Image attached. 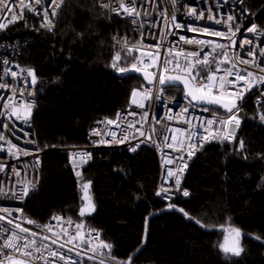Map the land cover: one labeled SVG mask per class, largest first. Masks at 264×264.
<instances>
[{"label": "trees", "instance_id": "1", "mask_svg": "<svg viewBox=\"0 0 264 264\" xmlns=\"http://www.w3.org/2000/svg\"><path fill=\"white\" fill-rule=\"evenodd\" d=\"M242 1L264 32V0ZM129 32L128 21L110 16L99 0H64L51 31L39 28L30 15L0 31V38L18 50V63L34 69L37 81L30 120L45 152L38 187L26 199L23 214L39 224L60 213L88 225L125 263L132 257L131 264H264V125L252 100L237 112L232 143L207 144L191 158L170 204L175 207L156 194L159 162L145 142L134 153L96 150L83 167H70L67 152L59 150L85 144L92 122L125 108L131 91L143 85L138 76L116 75L132 62L139 66L138 52L129 54L113 40ZM118 51L121 60L113 68ZM163 91L182 96L180 88ZM78 179L90 184L94 205L83 216L86 203ZM232 228L247 233L239 239V256L219 248L225 229Z\"/></svg>", "mask_w": 264, "mask_h": 264}, {"label": "built area", "instance_id": "2", "mask_svg": "<svg viewBox=\"0 0 264 264\" xmlns=\"http://www.w3.org/2000/svg\"><path fill=\"white\" fill-rule=\"evenodd\" d=\"M63 1L55 0V3H52V0H40V3H36L35 0H15L13 3V0H5L8 7L13 8V14L17 16V19L12 21V14H9L6 9H0V24L5 25L3 28H0V31L13 27L25 15L35 18L39 28L48 29L42 26L47 22L44 17L45 10H47L49 14L48 19L52 21L54 27L59 10L56 5H61ZM124 2L127 6L131 7L128 4V0H124ZM102 3H110L112 8H119L120 0H99V4L101 5ZM29 4L33 5L34 10H29L26 7ZM135 7L140 13L139 16H128L123 10L117 14L111 11L110 8L104 9L110 16L127 20L130 25L129 33L115 34L113 37L115 36L116 39L113 40L116 43L119 41L122 44L124 38H127L128 45L134 47L138 52V67L151 73H157V80L155 82L151 84L143 83L140 87L133 89L140 93L136 99L139 103H143L144 107H138L137 104H133L130 94L125 108L117 110L112 117H102L92 122L86 132L85 144L63 147L59 150L67 152L70 167H83L91 163L93 152L96 150L124 149L129 153H134L135 151L131 149L145 142L154 150L159 162L157 192H160L162 188L169 189L167 193H162L158 197L166 205H170L178 192L175 189L176 175L174 174L169 177L167 175L168 170L171 169L174 173H178V169L183 168V173L180 176L181 187L186 166L200 148L216 142L232 143L239 125L235 123V120H238L237 112L247 99L252 100L254 107L257 109V120L264 125V120H261V116L264 115V83L253 82V86L250 88L247 87L244 81H238L235 87L225 83V100L235 101L236 108L233 109L232 113L224 112L223 114H218L211 111L205 112L202 111L205 107L193 104L183 95L174 96L166 94L163 91L164 88L158 83V67L151 66L153 60L156 61L157 65H160L163 63L166 54L171 59L172 55L169 54V49H184L185 52L203 49L200 52V55L203 56L205 52L211 51L212 48V45L186 43L185 41H213L215 43L230 45L231 40H234L235 45L230 48L229 57L236 60L237 67L240 69L247 68L257 73V75H264L255 66L260 65L264 67V55L261 54V49H264V34L257 35V32H264L259 29L255 22V15L243 5L242 0H175V3H173V0H135ZM22 8L23 15L21 18L20 10ZM54 8L57 14L52 16L51 13ZM173 15L176 17L175 21L171 19ZM229 16L233 17V20H228ZM133 19L136 20L135 24L132 23ZM217 21L220 22L217 23ZM177 24L180 27H176ZM253 25L256 26L257 32H248L247 28ZM230 27L231 31H229ZM237 28L239 29L238 31ZM190 29H196V31H191ZM214 32H221L224 35H211ZM180 37H184V40H181ZM245 40L251 41V43H243ZM241 45L243 46L241 47ZM249 49L255 53V64L244 65L239 63L241 59H253L251 55H247ZM220 51V49H217V53ZM18 53L14 43L0 38V83L8 85L7 88H0V135L4 137V140H0V165L3 166V170H0V209L7 208L11 213L9 215V213L0 211V216L5 217L3 221H0V224L8 229H13L14 224L19 223L22 227L36 232V237L29 238L35 239L37 246H47L42 247V253L47 257L50 264H65V260L71 262L78 261L79 264H99L100 257L97 256L96 259L89 258L94 255L90 250L89 242H91L92 246L99 243L95 239L97 233H99V240H104L100 232L92 227L86 225L77 229L76 225L78 223L74 219L60 213L52 215L46 223L40 224H51L53 231L58 234L56 236L52 232L36 228L35 224L26 223V220L30 218L23 214V205L29 194L38 187L42 156L45 151L38 147L36 135L30 120L31 114L25 118V106L32 104L33 108L35 104V87L37 82L35 84L31 83V77L28 76L27 70L31 69L34 73L35 71L31 67L18 63L16 59ZM216 58L221 59L222 57L217 56ZM180 60L183 64L184 58L180 57ZM228 67H230L228 64L221 65L222 70ZM212 68L215 70V65H212ZM11 72H16L17 76L12 77ZM169 74L177 73L169 72ZM221 74H223V71ZM234 79V77H225L226 81ZM249 79L254 81L255 78ZM25 81L28 82L27 85ZM149 89L151 93L150 97L144 99V93ZM21 90L23 91V95H20ZM5 104H8L7 108ZM186 107L188 111L185 113L183 109ZM13 109H15V113ZM117 113L120 114V119H117ZM128 113H135V115H129ZM145 113H147V116H145ZM17 115L20 116L19 119H17ZM169 116L172 119H169ZM229 116H234L235 120L226 127L217 123L212 128L213 130L219 129L221 135L226 132L232 133L231 139L209 138L205 141L199 140V136H208L204 127L200 126L204 121L213 119L214 117L227 119ZM108 120H113L114 123L108 124ZM184 120H190L193 127L190 128ZM129 124H134L135 127H129ZM141 125H143L142 128ZM94 129L98 134H93ZM137 129L143 131L145 136H140V132ZM176 129H187V131L174 132L173 130ZM112 133H115V138ZM192 133H198L199 136L192 135L191 143H195L197 146L192 150L193 154L189 156L188 144L190 141L186 137ZM149 135L151 136L150 140L145 138ZM173 135L176 137L175 141L172 140ZM166 136L168 137L167 141L164 139ZM8 141L12 145H16L17 148L12 149L10 152ZM168 144H172L173 146L168 147ZM138 148H136V151ZM17 149L20 151H17ZM24 152L28 154L25 155L23 154ZM78 153L89 155H77ZM181 156H183V160L179 159ZM169 159L172 160V163H167ZM17 172L19 175H16ZM25 182H31L29 184L30 189L31 184H35V189L30 190L28 196L21 200L18 196ZM13 192L16 193V196H13ZM166 197H171V199ZM54 216H59L63 219L60 221L53 220L52 217ZM69 219L73 222L71 225L67 223ZM8 220L13 221V224H8ZM63 229H67L68 235H64ZM15 231L19 232L18 229H15ZM77 231L81 233L83 240L77 239L72 243H68L70 237L74 236ZM11 234V231H0V245ZM44 236H48L50 239H42ZM52 240H56V243L53 244ZM49 250L56 251L58 255L55 257L48 255ZM103 251L107 252V249ZM60 254L65 257V260L59 259ZM37 255L40 254L37 253ZM36 264H43V261H36ZM105 264H112V261L106 259Z\"/></svg>", "mask_w": 264, "mask_h": 264}, {"label": "snow or ice", "instance_id": "3", "mask_svg": "<svg viewBox=\"0 0 264 264\" xmlns=\"http://www.w3.org/2000/svg\"><path fill=\"white\" fill-rule=\"evenodd\" d=\"M15 0H13V3ZM36 3H40V0H35ZM52 3H55V0H52ZM173 3H175V0H173ZM128 4L131 5V7L127 6L124 2V0H120L119 3V8H112L110 3H102L100 6L103 8H110L111 11L119 14L121 10H123L124 13H126L128 16H139L140 13L136 10L135 7V0H128ZM29 10H34L33 5L29 4L26 5ZM57 8L60 7L59 4L56 5ZM0 9H6L9 14H12V21H15L17 19V16L13 14V8L8 7L7 3L5 0H0ZM39 14V13H37ZM57 14L55 8L53 9L51 15L55 16ZM20 15L22 18L23 15V8L20 10ZM48 12L47 10L44 11V17L45 20L47 21L45 24H43V27L48 28L50 31L52 30L53 24L52 21L48 19ZM6 18V17H5ZM211 18V17H210ZM172 21H175L176 17L173 15L171 17ZM228 20H233V17L229 16ZM11 22V21H10ZM220 21H217L219 23ZM132 23H136V20L133 19ZM5 25L0 24V28H3ZM176 27H180L179 24L176 25ZM191 31H196V29H190ZM231 27L229 28V31H231ZM239 29L237 28V31ZM248 32H257L256 26L253 25L252 27L247 28ZM264 33L257 32V35H262ZM211 35L215 36H223L224 33L221 32H214L211 33ZM235 35V33H233ZM113 39L115 40L116 37L114 36ZM181 40H184V37H180ZM230 39V38H229ZM186 43H196V44H201V45H212L211 51L205 52L203 56L200 55V52L203 51L201 49L200 51H187L185 52L184 49H169V54L172 55V58L169 59L168 55L166 54V57L163 61L162 64L157 65L156 61L153 60V63L151 66L158 67V83L160 85H178V84H183L184 89H185V94L186 96L191 98V101H195L198 103H204L207 105H218L220 107H223L228 113H232L233 109L236 108V104L234 101L232 102H224L225 99V83L230 84L232 86H236V83L238 81H244L247 85V87H252L253 82L256 83H264V75H257V73L248 70L247 68L240 69L237 67L236 60L233 58L229 57V50L232 46L235 45V41L231 40L230 45H225V44H220V43H215L213 41H185ZM118 44H120L119 41H117ZM243 43H251V41L245 40ZM243 45H241L242 47ZM159 47V45H157ZM120 48L122 50H126L127 53H132L134 51V47H130L127 42V38H124V42L120 44ZM217 49H220L221 51L217 53ZM261 54L264 55V49H261ZM159 55V53H157ZM247 55H251L253 57L252 60L248 59H241L239 60V63L244 64V65H254L255 64V53L249 49ZM222 57L221 59H217L216 57ZM180 57L184 58L183 64L181 63ZM212 57V59H210ZM138 58L133 57V61H136ZM121 60V53L118 51L115 53L113 56V61H112V67L116 68L117 67V62ZM141 63H143L141 61ZM223 64H228L230 67L227 69L221 68V65ZM212 65H215V70H213ZM171 66V67H169ZM256 67L259 68L260 73H264V67H261L260 65H255ZM120 73H126L128 71H135V72H143L145 80H147L150 84L155 82L157 80V73H149L145 71L144 69L137 67V64L135 62L131 63L130 68L126 67H120L118 69ZM223 71V74L221 72ZM169 72H174L177 73L175 75H166V73ZM204 73V74H202ZM243 73V74H242ZM27 74L29 77H31V83L35 84L36 82V77L35 73L29 69L27 70ZM12 77H16L17 73L16 72H11ZM234 77V80H225V77ZM249 78H255L254 81L250 80ZM27 81H25V84L27 85ZM8 85L0 83V88H7ZM31 94V93H30ZM150 89L147 90L144 93V99H148L150 97ZM20 95H23V91H20ZM140 95V93L137 90H133L131 93L132 96V103L137 104L138 107H144L143 103H139L136 99V97ZM5 107H8V104H5ZM26 112H25V118L30 116L31 114V108L32 104H27L26 106ZM188 109L187 107L183 109V112H187ZM202 111L209 112L212 111L210 108H203ZM13 112L15 113V109H13ZM129 115H135V113H128ZM145 116H147V113H145ZM20 116L17 115V119H19ZM169 119H172L171 116L168 117ZM117 119H120V114L117 113ZM233 120H235L234 116H229L227 119H221L214 117L213 119H207L204 121L200 126L204 127L205 132L208 133V136H199L198 133H192L188 135L186 138L190 141L188 144L189 152L188 155L191 156L193 154V151L196 148L195 143H191L192 135H197L199 136L200 141H205L208 140L209 138L211 139H217V138H222V139H231L232 138V133L226 132L223 135L220 134L219 129L213 130L212 126L214 124L219 123L221 126L226 127L229 123H231ZM261 120H264V115L261 116ZM185 123L189 125V127H193L192 123L190 120H184ZM108 124L114 123L113 120H108ZM235 123L238 125L239 121L235 120ZM206 125V127H205ZM129 127H135L134 124H129ZM143 125H141V128ZM137 131L140 132V136H145V133L141 131L140 129H137ZM154 131V130H153ZM175 131H181V132H186L187 129L185 130H180L176 129L173 130ZM93 134H98L96 130H93ZM113 137L115 138V133H112ZM146 139L150 140L151 136H146ZM127 139V137H125ZM165 141L168 140V137L166 136ZM0 140H4V137L0 135ZM172 140L175 141L176 137L175 135L172 136ZM7 143L10 144L9 151L11 152L12 149L17 148L16 145H12L10 141ZM183 143V142H181ZM168 147H172V144H168ZM202 146V144H201ZM139 147V145L134 146L131 150L136 151V148ZM240 147L243 148V143L241 142ZM17 151H20L17 149ZM23 154L27 155V152H24ZM77 155H82V156H87L89 154H81L78 153ZM180 160H183V156L179 157ZM167 163H172V160H167ZM0 170H3V166L0 165ZM183 173V168L178 169V173H174L173 170L169 169L167 172V175L169 177L173 176L174 174L176 175L175 179V189L177 192L180 191V184H181V179L180 176ZM16 175H19L17 172ZM76 175L79 177L81 175L80 172H77ZM31 182H25L24 187L21 189L20 194L18 196L19 199H24L26 196H28L30 190L35 189V184H31V189L29 187V184ZM90 187V184L85 183L82 185V188L84 190V197L83 199L86 201L85 207H82L80 209V215L83 216L85 214V209L92 210L94 209V205L91 203V197L88 195V189ZM169 189H164L162 188L160 192H157V195H161L162 193H167ZM189 195V192L187 190L183 191V196L187 197ZM13 196H16V193L13 192ZM168 199H171V197H166ZM169 207H175L174 205H169ZM180 212L184 213V215L187 217L189 214L184 211V209H178ZM0 211H3L5 213H9V209L4 208L0 209ZM191 218V217H189ZM5 219L4 216H0V221H3ZM53 220L60 221L63 218L59 216H54L52 217ZM8 224H13V221L8 220ZM26 223L28 224H35L36 228L41 229L42 231L46 232H52L54 236L58 235L53 231V227L51 224H45V225H40L37 224L33 220H26ZM69 225H71L73 222L69 219L67 221ZM199 223V221H197ZM203 226V225H202ZM83 227V224H77L76 228L80 229ZM15 229H18L19 232L15 231ZM0 231L2 232H8L11 231V235L8 236L7 238L4 239L3 244L0 245V264H36V261H43V264H50L49 260L47 259L46 256L43 255L42 253V247H47V246H37V241L35 239H30L29 237H36L37 233L34 231H31L29 228L22 227L21 224L17 223L14 224L13 229H8L4 227V225L0 224ZM94 231V230H92ZM226 232H231L234 233V237L231 238L230 241V236L226 235L224 237V242L219 245V248L225 253H231L235 256H239L243 249L239 246V237H240V231L238 229H225ZM64 235H68L67 229H63ZM21 234H27V235H21ZM42 239H50L48 236L42 237ZM81 239L83 240V237L79 231L74 236H71L68 243H72L74 240ZM95 239L99 241L98 244L95 246L91 245V242H89L90 245V250L94 253L93 256L89 257L90 259H96L97 256L100 257L99 259V264H105L106 259H110L112 261V264H125V262H122L115 257L111 255V249L112 245L105 243L104 241L99 240V233H97ZM259 239V237H257ZM22 241V243H21ZM52 243L55 244L56 240H52ZM63 247V246H61ZM104 249H107V252L103 251ZM71 251V249H69ZM39 253L40 255H37ZM48 255L50 256H57L58 253L56 251H51L49 250ZM60 260H65V257L60 254L59 255ZM131 259L132 257L128 258V261L126 264H131ZM65 264H79V262H71L69 260H65Z\"/></svg>", "mask_w": 264, "mask_h": 264}, {"label": "water", "instance_id": "4", "mask_svg": "<svg viewBox=\"0 0 264 264\" xmlns=\"http://www.w3.org/2000/svg\"><path fill=\"white\" fill-rule=\"evenodd\" d=\"M145 70V69H144ZM145 71H147V72H149V73H151L150 71H148V70H145ZM116 75L118 76V77H120V78H122V77H125V76H128V75H135V76H138L144 83H149L147 80H145V78H144V75H143V72H135V71H128V72H126V73H120L119 71L118 72H116ZM166 75H175V74H169V73H167ZM162 88H168V87H173V88H180L181 89V91H182V95L184 96V97H186L188 100H190L191 101V98L190 97H188V96H186V94H185V89H184V86H183V84H178V85H168V84H165V85H160ZM193 104H195V105H197V106H201V107H210V108H216V109H220L221 111H223V112H227L223 107H220V106H218V105H207V104H204V103H198V102H195V101H191ZM224 102H226V103H228V102H232V100H225L224 99ZM235 102V101H234ZM235 104H236V102H235ZM225 237V236H224ZM232 237H234V235H230V241H231V238ZM224 242V238H223V241H222V243Z\"/></svg>", "mask_w": 264, "mask_h": 264}, {"label": "rangeland", "instance_id": "5", "mask_svg": "<svg viewBox=\"0 0 264 264\" xmlns=\"http://www.w3.org/2000/svg\"><path fill=\"white\" fill-rule=\"evenodd\" d=\"M75 172L77 173V170H75ZM82 185H83V183L78 179V188H79V191H80V195H81V197L83 199V197H84V190L82 188ZM88 195H89V189H88ZM84 202L86 203L85 200H84ZM146 227H147V223H146V226H145V230H146ZM232 229H238V228H232ZM239 231H240V237H239V239H241L243 235H247V233H245V232H243L241 230H239ZM226 234L229 235V236L230 235H234V233H231V232H226ZM144 239H145V234H144Z\"/></svg>", "mask_w": 264, "mask_h": 264}]
</instances>
